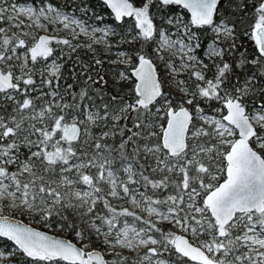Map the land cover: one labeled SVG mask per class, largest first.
<instances>
[{"label":"snow or ice","instance_id":"obj_1","mask_svg":"<svg viewBox=\"0 0 264 264\" xmlns=\"http://www.w3.org/2000/svg\"><path fill=\"white\" fill-rule=\"evenodd\" d=\"M102 3L0 0V264H264V0Z\"/></svg>","mask_w":264,"mask_h":264},{"label":"rangeland","instance_id":"obj_2","mask_svg":"<svg viewBox=\"0 0 264 264\" xmlns=\"http://www.w3.org/2000/svg\"><path fill=\"white\" fill-rule=\"evenodd\" d=\"M70 1L71 0H56L54 2L52 0H46V2H51L54 7H58L65 14L73 15L76 18L85 20L89 24H92L94 26L103 27L104 24H113V22L110 21V18H113V17H112V14L109 11H108L109 14H106V13L103 12V14H95L94 15V16H102L103 17V23H102L99 20H94L93 19L94 16L93 17L83 16L81 9L79 7H76V5H74ZM9 2L11 3L12 0H9ZM16 2H18V3H24V4H28L30 6H36V7H39L40 6V0H34V1H21V0H16ZM96 7L103 9L106 6L103 5L102 0H98L97 1V4H96ZM113 26H114V24H113ZM117 30H119V29H117ZM60 35L61 36H64V35H67V33L62 31L60 33ZM80 53L82 55L86 56L90 60L91 53L85 54L84 51H81ZM69 64H70L69 69H71L72 65H71V63H69ZM18 218L23 219L24 221H26V218H22V217H18ZM190 264H194V262H190Z\"/></svg>","mask_w":264,"mask_h":264},{"label":"trees","instance_id":"obj_3","mask_svg":"<svg viewBox=\"0 0 264 264\" xmlns=\"http://www.w3.org/2000/svg\"><path fill=\"white\" fill-rule=\"evenodd\" d=\"M21 1H34V0H21ZM52 1L55 2L56 0H52ZM97 1L98 0H71L70 2L76 5V7H79L80 9H82L85 6H88L89 11L86 14L82 12L83 16L93 17L95 14H103V12L106 14H109L106 7H104L103 9L96 7ZM110 21L114 22V18H110ZM80 56L84 62L90 61L86 56L82 55L81 53H80ZM69 66L70 64L66 65L64 77L68 83H72ZM109 79H111V77H109Z\"/></svg>","mask_w":264,"mask_h":264},{"label":"water","instance_id":"obj_4","mask_svg":"<svg viewBox=\"0 0 264 264\" xmlns=\"http://www.w3.org/2000/svg\"><path fill=\"white\" fill-rule=\"evenodd\" d=\"M107 8V7H106ZM107 10L111 13V10L107 8ZM112 14V13H111ZM112 17L114 18V15L112 14ZM222 182V181H221ZM26 222V221H25Z\"/></svg>","mask_w":264,"mask_h":264}]
</instances>
